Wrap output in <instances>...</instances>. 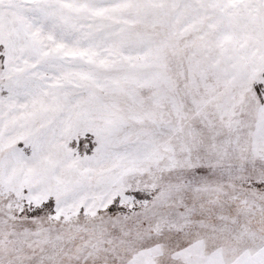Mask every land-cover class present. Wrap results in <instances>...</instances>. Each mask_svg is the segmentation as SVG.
Segmentation results:
<instances>
[{
    "label": "snow or ice",
    "instance_id": "1",
    "mask_svg": "<svg viewBox=\"0 0 264 264\" xmlns=\"http://www.w3.org/2000/svg\"><path fill=\"white\" fill-rule=\"evenodd\" d=\"M0 264H264V0H0Z\"/></svg>",
    "mask_w": 264,
    "mask_h": 264
}]
</instances>
